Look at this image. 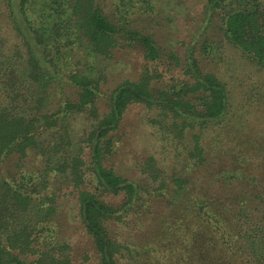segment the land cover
Returning a JSON list of instances; mask_svg holds the SVG:
<instances>
[{
  "label": "trees",
  "instance_id": "trees-1",
  "mask_svg": "<svg viewBox=\"0 0 264 264\" xmlns=\"http://www.w3.org/2000/svg\"><path fill=\"white\" fill-rule=\"evenodd\" d=\"M54 2L59 8L51 10ZM203 3L211 12L220 9L218 28L225 42L264 70V0ZM114 10L108 11L99 0H0V264H143L137 260V249L131 253L117 240L111 224L120 221L121 212L129 211L149 186L120 174L109 160L123 112L130 104L141 103L154 111L147 116L149 122L163 133L181 137L195 123L202 126L226 110L225 80L200 66L193 46L182 63L186 76L175 83H153L145 66L136 79L124 78L103 90V74L71 70L66 81L72 91L54 99L49 67L56 62L48 44L62 29H69L94 53L109 55L118 45L138 49L152 64L164 55L178 61L175 52L160 48L148 32ZM76 117L78 127L71 123ZM198 134L191 132L188 149L197 163L203 160ZM29 156L40 159L42 167L24 170ZM140 171L158 179L157 189L166 188L152 155L140 164ZM51 172L65 178L88 235L90 252L80 260L66 239L50 233L47 215L25 218L32 196L40 193ZM236 177L233 171L223 175L224 185L231 180L220 190L222 196L195 193L181 202L170 200L182 212L166 225L174 231L166 236L167 264H264V200L258 193L264 190L242 194L236 201L231 189ZM187 182L185 176H170L174 199L180 198ZM42 195L46 210L38 212L46 214L55 207V191ZM189 216L198 218L194 224L203 220L196 226L200 232L188 224Z\"/></svg>",
  "mask_w": 264,
  "mask_h": 264
},
{
  "label": "rangeland",
  "instance_id": "rangeland-1",
  "mask_svg": "<svg viewBox=\"0 0 264 264\" xmlns=\"http://www.w3.org/2000/svg\"><path fill=\"white\" fill-rule=\"evenodd\" d=\"M99 1L108 11L117 8L125 13L131 25L148 32L160 48L175 52L178 61H168L164 55L152 64L142 57L138 49L118 45L110 48L109 55L94 53L69 29H62L61 34L48 44L49 56L56 62L55 66L49 67L54 74L51 85L54 99L72 91L66 81L71 70L103 74V90L124 78L136 79L145 66L153 75V83L160 86L175 83L178 78L186 76L182 63L190 46L194 47L193 55L200 66L215 72L226 82L227 107L223 114L202 126L195 123L181 137L163 133L156 123L149 122L147 116L154 111L141 103L130 104L125 109L115 131L116 141L109 156L115 170L149 186L142 191V198H135L129 211L121 212L123 218L120 221L111 223L113 234L131 253L137 249L139 262L167 264L166 236L174 231L167 229L166 225L177 218L180 210L182 212V208L170 200L181 202L195 193L202 194L204 198L222 196L223 191L220 190L229 186L231 180L228 179L224 185L223 175L229 171L237 174V183L232 180L234 186L231 187L236 195L234 200H240L242 194L246 197L251 192L264 190V70L225 42L218 28L220 9L211 12L205 8L203 0ZM59 5L54 2L50 9H57ZM79 120L78 117L71 120L72 125L78 127ZM192 131L199 132L202 145L203 160L199 163L188 154ZM148 155L154 157V163L160 168L159 177L164 178L166 188L157 189L158 179L140 171V164H144ZM35 167L41 168L42 161L27 157L24 170ZM171 175L188 178L187 185L179 191V199H174L169 191ZM64 184L65 178L51 172L40 186V193L32 196V206L25 218L32 221L38 213L42 217L47 215L50 233L66 239L72 254L80 260L84 252H90L89 239L76 215L75 196ZM48 190L55 191L56 201L54 209L45 214L38 210H46L47 201L42 194ZM258 193L264 200V192ZM253 197V200L258 199ZM118 200L114 199L115 202ZM197 219L188 217V224L195 232L199 231L196 226L203 224L200 219L194 224ZM237 222L242 224L243 221Z\"/></svg>",
  "mask_w": 264,
  "mask_h": 264
}]
</instances>
